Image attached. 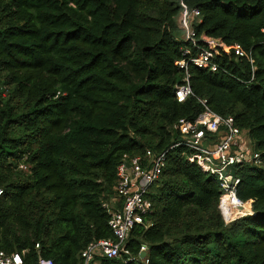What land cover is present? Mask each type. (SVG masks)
Returning <instances> with one entry per match:
<instances>
[{
  "label": "trees",
  "instance_id": "trees-1",
  "mask_svg": "<svg viewBox=\"0 0 264 264\" xmlns=\"http://www.w3.org/2000/svg\"><path fill=\"white\" fill-rule=\"evenodd\" d=\"M193 10L187 41L179 18ZM204 52L219 70L190 65L194 96L180 103L177 62ZM200 100L261 154L231 169L253 204L229 224L218 178L175 147L174 126L194 122ZM147 151L167 164L129 239L135 261L93 264H264V0H0V251L84 264L91 243L114 239L119 165Z\"/></svg>",
  "mask_w": 264,
  "mask_h": 264
},
{
  "label": "built area",
  "instance_id": "built-area-1",
  "mask_svg": "<svg viewBox=\"0 0 264 264\" xmlns=\"http://www.w3.org/2000/svg\"><path fill=\"white\" fill-rule=\"evenodd\" d=\"M184 15L189 21L194 22L201 14L199 10H193L185 11ZM194 37L195 32L192 30L187 41ZM184 54L190 55V52L186 50ZM236 54L246 56L239 46H236ZM190 65L214 73L219 70V66L213 62L212 55L205 52L197 57H191L189 61L177 62V66L186 71L182 85L175 88V96L180 103L194 96L188 74ZM200 103L204 111L194 122L184 121L174 126V130L178 131L183 138L182 143L175 147L184 146L190 149L193 153L189 161L195 163L203 172L218 178L221 187L220 212L225 222L229 224L247 214L245 203L236 194L240 181L231 173V169L243 164L260 165L261 154L254 150L253 145H250L233 117H223L213 112L207 100H200ZM221 130L224 133L220 136ZM208 134L219 135L215 141H212ZM206 142L211 144V147L207 146ZM166 164L165 153L157 155L147 151L144 156L124 157L117 169L116 197L112 202L114 209L110 211L109 226L114 239L91 243L81 254L84 264H93L96 258L115 259L122 256L130 257V261H135L127 248L129 239L135 228L145 225V220L153 213L154 204L149 196L159 184ZM3 193V189L0 188V198ZM147 252L148 247L142 245L140 256L142 253L146 254L143 260L147 258ZM148 262L146 260V264ZM0 264L25 263L23 255L19 253L8 255L0 251ZM38 264H54V262L41 259Z\"/></svg>",
  "mask_w": 264,
  "mask_h": 264
},
{
  "label": "rangeland",
  "instance_id": "rangeland-1",
  "mask_svg": "<svg viewBox=\"0 0 264 264\" xmlns=\"http://www.w3.org/2000/svg\"><path fill=\"white\" fill-rule=\"evenodd\" d=\"M195 23V21L194 22H192V21H189L188 19H187V17L184 15V13H182V15H181V17L179 18V26H180V29H181V31H182V34H181V37L184 39V40H186V39H188V37L190 36V33H192V30H193V24ZM245 134V133H244ZM245 138H247L248 139V137L247 136H245ZM207 146H209V147H211V144H208L207 142L205 143ZM251 203L252 202H248V203H245V211H249L251 208L250 207H252L251 206ZM247 204V205H246ZM249 205V207H247ZM248 213V212H247Z\"/></svg>",
  "mask_w": 264,
  "mask_h": 264
},
{
  "label": "water",
  "instance_id": "water-1",
  "mask_svg": "<svg viewBox=\"0 0 264 264\" xmlns=\"http://www.w3.org/2000/svg\"><path fill=\"white\" fill-rule=\"evenodd\" d=\"M252 204H253V203H251V206H252ZM145 256H146L145 253H142V254H141V257H142V258H144Z\"/></svg>",
  "mask_w": 264,
  "mask_h": 264
},
{
  "label": "crops",
  "instance_id": "crops-1",
  "mask_svg": "<svg viewBox=\"0 0 264 264\" xmlns=\"http://www.w3.org/2000/svg\"><path fill=\"white\" fill-rule=\"evenodd\" d=\"M250 208H251V209H250L249 211L247 210L246 212L250 213V212L252 211V207H250Z\"/></svg>",
  "mask_w": 264,
  "mask_h": 264
},
{
  "label": "bare ground",
  "instance_id": "bare-ground-1",
  "mask_svg": "<svg viewBox=\"0 0 264 264\" xmlns=\"http://www.w3.org/2000/svg\"><path fill=\"white\" fill-rule=\"evenodd\" d=\"M246 205H247V204H246ZM247 207H249V205H248Z\"/></svg>",
  "mask_w": 264,
  "mask_h": 264
}]
</instances>
